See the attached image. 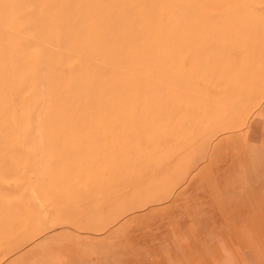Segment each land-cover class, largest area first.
Here are the masks:
<instances>
[{
    "label": "rangeland",
    "instance_id": "374dc122",
    "mask_svg": "<svg viewBox=\"0 0 264 264\" xmlns=\"http://www.w3.org/2000/svg\"><path fill=\"white\" fill-rule=\"evenodd\" d=\"M263 6L0 0V264H264Z\"/></svg>",
    "mask_w": 264,
    "mask_h": 264
},
{
    "label": "bare ground",
    "instance_id": "6f19581e",
    "mask_svg": "<svg viewBox=\"0 0 264 264\" xmlns=\"http://www.w3.org/2000/svg\"><path fill=\"white\" fill-rule=\"evenodd\" d=\"M238 1H239V0H238ZM260 1H261V0H260ZM263 8H264V6H263ZM238 14H239V13H238ZM230 16H231V15H230ZM246 16H247V15H246ZM235 21H236V19H235ZM231 43H232V42H231ZM229 67H230V66H229ZM229 67H228V68H229ZM229 70H230V69H229Z\"/></svg>",
    "mask_w": 264,
    "mask_h": 264
},
{
    "label": "crops",
    "instance_id": "0c3cea01",
    "mask_svg": "<svg viewBox=\"0 0 264 264\" xmlns=\"http://www.w3.org/2000/svg\"><path fill=\"white\" fill-rule=\"evenodd\" d=\"M251 235V234H250Z\"/></svg>",
    "mask_w": 264,
    "mask_h": 264
}]
</instances>
